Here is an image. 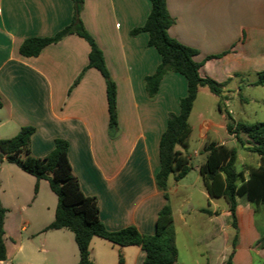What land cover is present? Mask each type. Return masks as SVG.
<instances>
[{
    "label": "crops",
    "instance_id": "1",
    "mask_svg": "<svg viewBox=\"0 0 264 264\" xmlns=\"http://www.w3.org/2000/svg\"><path fill=\"white\" fill-rule=\"evenodd\" d=\"M165 3L173 18L168 33L197 50L194 59L200 63L201 76L222 83L228 97L255 85L258 72L264 70V0ZM149 10V0H83L81 21L100 48L115 83L117 124L111 136L105 81L97 69L87 67L89 45L85 39L66 34L35 56L19 53L24 39L52 36L68 25L72 1L0 0V126L7 124L11 136L23 126H32L30 151L36 157L48 154L56 138L66 140L72 172L82 192L96 198L99 218L107 230L135 226L141 234H152L157 212L168 202L176 246L179 228L185 231L190 248L194 243L206 246L204 258L195 256L190 264H228L229 257V264H261L264 203L255 206L245 194L239 195L233 218L223 197H209L199 174L204 147L210 142L237 149V168L244 171L245 178L250 168L259 165L258 155L239 151L238 140L226 129L229 119L220 115L223 105L217 101L219 96L207 86L198 87L188 116L186 145L177 146L189 158L193 177L189 172L181 179L169 176L167 199L156 182L159 140L167 114L178 112L186 80L178 72H167L157 93L147 97L143 78L154 72L160 55L148 45L146 32L132 35L130 30L144 23ZM232 118L236 120L234 115ZM222 130L224 134L219 135ZM28 176L32 175L1 157L6 257L0 264L20 263L28 254L25 246L28 255L51 253L60 257L62 264H78L77 245L69 230H43L53 220L57 202L45 179H39L38 193L41 190L49 204L54 203L53 210L48 213L49 206L37 200L36 215L44 207L47 213L40 216L38 224L24 218L19 233L16 231V216L25 215L28 208L24 201ZM178 196L180 202L172 207L170 199ZM204 226L207 229L195 236V228ZM97 238L93 236L89 243L93 264L142 263L145 253L140 246H119ZM177 262L182 264L178 247Z\"/></svg>",
    "mask_w": 264,
    "mask_h": 264
},
{
    "label": "trees",
    "instance_id": "2",
    "mask_svg": "<svg viewBox=\"0 0 264 264\" xmlns=\"http://www.w3.org/2000/svg\"><path fill=\"white\" fill-rule=\"evenodd\" d=\"M73 16L68 25L46 37H30L22 41L19 53L35 56L46 45L55 43L66 34H76L89 45L87 67H94L104 78L108 109V130L113 136L116 130V88L106 68L103 54L92 36L84 28L80 18L83 0H71ZM150 10L141 26L132 28L130 34L143 31L148 34V45L160 55V62L152 74L143 78L147 97L152 98L158 90L161 78L170 71L182 74L186 80V94L178 100V112L167 114L166 128L159 140V170L156 182L167 199L169 176L183 178L190 170L189 158L177 146L185 147L190 126L188 116L198 87L207 86L211 93L221 96L223 85L199 74L200 63L194 59L197 50L180 43L168 33L173 18L167 11L165 0H149ZM255 84H264V70L258 72ZM220 107V104H219ZM227 132L233 134L242 144L243 139L250 146V152L259 156V165L244 171L237 167V149L224 144L210 142L204 147V160L199 165L203 186L210 198L223 197L234 218L236 197L245 194L255 206L264 203V121L247 123L234 120L229 113ZM32 126H23L11 138L0 139V150L7 162L13 163L37 180L45 179L57 202L53 220L43 229H67L73 233L78 249V264H93L89 255V243L97 236L119 246L137 245L144 251L141 264H178L175 230L172 210L166 202L157 212L155 230L152 234H141L135 226H126L109 231L99 218V208L94 196L85 195L72 172L67 156L68 142L61 138L54 140L53 149L43 157H36L30 151ZM6 209L0 204V260L6 257L3 242V219ZM233 221V225H234ZM120 262L122 261L119 255ZM230 263V257L227 260ZM261 264H264L261 263Z\"/></svg>",
    "mask_w": 264,
    "mask_h": 264
},
{
    "label": "rangeland",
    "instance_id": "3",
    "mask_svg": "<svg viewBox=\"0 0 264 264\" xmlns=\"http://www.w3.org/2000/svg\"><path fill=\"white\" fill-rule=\"evenodd\" d=\"M231 95V96H230ZM229 97L225 92H222L221 96L217 98V101L223 105V109L220 111V115H222L223 119H229L228 114L229 110L231 112L229 115L232 117L234 115V118L236 121H242L247 123H254V122H260L264 121V85H258L255 84L252 87H249L247 89H241L238 93H230ZM247 97L246 99H244ZM228 104V106H225V104ZM218 111V110H217ZM7 124H2L0 126V136H8L7 138H11L15 135H10L11 133L6 131ZM224 131H220L219 135H223ZM11 136V137H10ZM244 143H240L238 141V147L239 151H248L250 152V146L248 143L245 142V138H242ZM229 145L232 143L228 142ZM245 152V153H248ZM2 152L0 150V160H1ZM238 166V165H237ZM30 175V174H29ZM188 175H192L193 172L189 171ZM30 182L26 184L25 186V196L24 201L27 205V212L26 214L22 215L21 217L16 216V222L14 224L16 231L18 230L19 233V225L20 222L24 220V218H29L33 224H38L39 219L41 218V215H45L47 213L45 207L41 210L40 215H36V210L34 207V202L39 200V202L43 201L44 206H49L48 213L51 212L54 208V203L51 205L48 199L46 200L45 196H43L41 190L38 193V182L34 176H28ZM48 190V188H47ZM49 191V190H48ZM38 193V194H37ZM180 196L173 197L170 199L171 206H175L177 203L180 202ZM33 203V204H32ZM206 226L200 229L194 230V235L198 236V232H202V230H206ZM70 235H73L72 232H69ZM23 237H26V232L23 231L21 233ZM102 239V238H97ZM190 242L187 240V235L185 231H183L181 228L178 229L177 232V247L179 250V261H181L182 264H190L194 257L197 256V258H204V254L202 253L206 248L204 243L200 244H192V248L189 247ZM34 244L38 246L39 243H37V240H34ZM25 252L29 254L27 247H24ZM26 255L22 258L20 263L18 264H62V261L60 257L54 254H45V253H35L33 256ZM203 256V257H202ZM116 259H119V255Z\"/></svg>",
    "mask_w": 264,
    "mask_h": 264
}]
</instances>
